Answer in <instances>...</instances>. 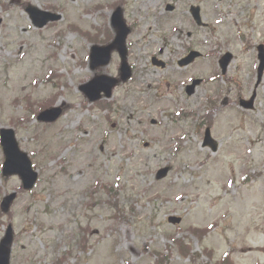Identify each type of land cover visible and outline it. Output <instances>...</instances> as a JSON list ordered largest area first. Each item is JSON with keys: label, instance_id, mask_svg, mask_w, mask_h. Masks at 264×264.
<instances>
[{"label": "rangeland", "instance_id": "1", "mask_svg": "<svg viewBox=\"0 0 264 264\" xmlns=\"http://www.w3.org/2000/svg\"><path fill=\"white\" fill-rule=\"evenodd\" d=\"M118 2L0 0V128L15 129L39 172L20 191L18 176L2 174L0 145V203L19 191L10 212L0 207V238L15 229L11 264H264V76L256 86L264 0H123L132 76L90 103L80 85L98 73L119 78L121 58L114 50L93 70L86 35L106 45L100 28ZM27 4L63 18L34 27ZM188 47L202 57L181 68ZM227 51L234 58L222 75ZM155 56L167 66L153 65ZM194 78L202 82L188 95ZM254 90L245 110L240 98ZM49 99L64 109L52 123L37 119ZM206 123L216 152L203 145Z\"/></svg>", "mask_w": 264, "mask_h": 264}, {"label": "water", "instance_id": "2", "mask_svg": "<svg viewBox=\"0 0 264 264\" xmlns=\"http://www.w3.org/2000/svg\"><path fill=\"white\" fill-rule=\"evenodd\" d=\"M34 21L38 26H44L50 20H58L61 18L60 15L42 12L39 9L29 6L27 9ZM192 12L199 23L200 19V8L192 7ZM113 26L117 30V40L108 47H98L93 48L91 59H92V68L95 69L98 66L106 65L110 61L111 50L113 48H118L123 60L122 65V79L127 80L131 76V69L127 64V51L125 48V39L128 33V29L125 26V23L122 18V11L118 9L114 14ZM259 50V59L260 65L258 69L259 81L262 79L264 73V45L258 47ZM200 53L197 51H192L187 57L183 58L180 61V65L184 66L195 60ZM232 60V54L227 53L220 60L223 73L226 72L227 67ZM153 62L158 65H164L162 62L158 61L156 58L153 59ZM200 82V80H195L192 85L188 86V93L192 94L194 92L195 86ZM118 83L117 79L111 78L107 75H99L95 77L89 83L83 85L81 89L89 96L91 101L100 99L102 97L101 93L104 91L107 97L112 95L113 87ZM256 98V93L253 94L250 100H241V104L246 108H252L254 106V100ZM62 110L61 108L46 110L42 112L39 116L40 120L53 121L56 120ZM2 145L4 148L5 155L7 157L5 162V174H20L24 181V186L27 189H30L34 186L38 174L33 171L30 160L27 155L20 151L18 143L15 138V133L12 129H2L1 130ZM205 145H210L213 150L217 149L216 141L212 138L210 129H207L205 135ZM169 168L161 169L157 177L162 178L167 175ZM15 198V194L8 196L3 202V210L8 211L12 200ZM172 222H180L181 218L170 217ZM13 240V229L9 227L6 236L3 238L0 245V264H9L11 244Z\"/></svg>", "mask_w": 264, "mask_h": 264}]
</instances>
